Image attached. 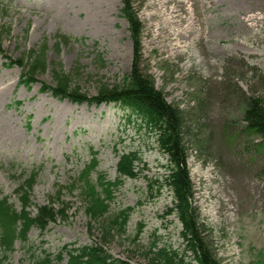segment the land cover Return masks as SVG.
<instances>
[{"label":"rangeland","instance_id":"obj_1","mask_svg":"<svg viewBox=\"0 0 264 264\" xmlns=\"http://www.w3.org/2000/svg\"><path fill=\"white\" fill-rule=\"evenodd\" d=\"M130 1L141 24L137 67L181 118L204 246L217 264H264V149L243 121L251 100L264 108V0ZM0 3V25L10 29L5 55L14 60L45 46L47 63L27 89L18 84L20 69L0 56V194L18 209L22 170L41 169L31 203L46 205L60 191L56 206L66 207L64 219L43 234L32 229L7 259L0 249L1 264H36L44 253L54 257L93 241L124 264H147L143 253L152 244L182 252L172 194L161 186L167 157L155 136L112 104H75L39 91L52 85L51 63L88 97L122 84L134 61L120 0ZM57 36L70 40L55 47ZM130 151L140 158L137 175L112 194L108 215L132 211L123 229L106 233L86 215L78 177L94 159L90 177L112 182L118 157Z\"/></svg>","mask_w":264,"mask_h":264},{"label":"trees","instance_id":"obj_2","mask_svg":"<svg viewBox=\"0 0 264 264\" xmlns=\"http://www.w3.org/2000/svg\"><path fill=\"white\" fill-rule=\"evenodd\" d=\"M120 15L127 23L128 33L133 49V63L129 73L123 78L121 85L108 87L102 85L97 95L88 97L79 89L72 88V78L63 72L62 68L51 63L52 85H40V93H50L59 100H68L75 104H112L126 111L128 121L134 119L140 126L155 136L158 149L167 157L165 175L161 186L167 187L172 194L173 207L171 209L177 221L180 223V237L184 250L175 251L169 246L158 247L152 244L144 251L143 257L147 264H217L202 242L201 233L197 226L195 213L191 208L192 187L186 166V159L181 140V118L179 113L166 103L162 94L154 89L150 81L142 75L139 64V34L141 24L138 21L130 0H120ZM4 7L0 3V18L4 13ZM10 35L9 27L0 25V56L7 67L20 69L18 84L30 89L36 83V77L47 69L45 46L37 50H29L17 59L8 58L2 50V42ZM70 39L65 36H57L55 47L61 42L67 43ZM100 66L105 62L97 55ZM19 105V103L17 104ZM243 121L246 131L256 135L260 139L259 148L264 149V108L257 100H251L244 111ZM140 158L136 152L122 153L118 157L115 166L116 177L108 181L102 174H97L93 180L90 172L95 168L93 159L89 166L79 174L78 187L84 202V211L93 221L102 224V229L110 233L113 229H123L128 221L131 208L119 211L116 215H108L112 194L125 179H134L136 163ZM41 169L31 170L27 173L22 170L23 180L14 190L18 199V209L9 201V198L0 194V249L3 260L8 258L17 241L27 242L28 234L33 229L43 234L49 225L58 219H64L66 207L60 201L61 192H57L54 199H49L46 205L36 206L31 203L30 194L36 184ZM109 238L102 235V242ZM105 245L92 242L90 245H69L63 252L52 257L44 253L38 258L36 264H60L66 257L65 264H124L113 258ZM191 258V261L185 262ZM0 258V259H1ZM1 264V261H0Z\"/></svg>","mask_w":264,"mask_h":264},{"label":"bare ground","instance_id":"obj_3","mask_svg":"<svg viewBox=\"0 0 264 264\" xmlns=\"http://www.w3.org/2000/svg\"><path fill=\"white\" fill-rule=\"evenodd\" d=\"M250 20V19H249ZM251 20H257V18L256 17H253V18H251Z\"/></svg>","mask_w":264,"mask_h":264}]
</instances>
